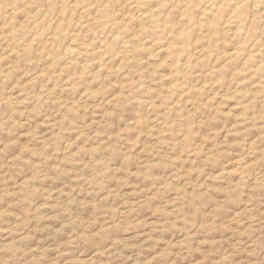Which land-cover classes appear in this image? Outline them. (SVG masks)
Segmentation results:
<instances>
[{"label":"rangeland","instance_id":"obj_1","mask_svg":"<svg viewBox=\"0 0 264 264\" xmlns=\"http://www.w3.org/2000/svg\"><path fill=\"white\" fill-rule=\"evenodd\" d=\"M123 1L0 0V264H264V4Z\"/></svg>","mask_w":264,"mask_h":264},{"label":"bare ground","instance_id":"obj_2","mask_svg":"<svg viewBox=\"0 0 264 264\" xmlns=\"http://www.w3.org/2000/svg\"><path fill=\"white\" fill-rule=\"evenodd\" d=\"M76 1V0H75ZM81 1V0H80ZM118 1V0H117ZM123 1V0H122ZM143 1V0H142ZM141 0H136V4L137 5H140V4H145L144 2H142ZM153 0H150V1H148L149 3L150 2H152ZM157 3H160V4H162V2H163V0H155ZM154 1V2H155ZM171 3H173L174 5H176V6H178L179 8L181 7H183L184 9H187V8H201V12L203 13V14H205L206 15V19L205 20H207V22L209 23H211L212 24V27H210L209 26V28H210V30H209V32H210V34H215V33H217V32H219L220 31V28L217 26V18H215V16H211V15H207V14H209V12H210V9L211 8H224V9H226V8H237L238 9V7H241L242 8V6H244V5H246L247 4V2H248V0H169ZM70 2V1H69ZM79 2V1H78ZM91 2V1H90ZM90 2H88V3H90ZM99 2H101V1H99ZM124 2V1H123ZM155 2V3H156ZM95 3V2H94ZM104 3H106V1L104 2ZM122 3V2H121ZM134 3V2H133ZM13 4V3H12ZM70 4V3H69ZM68 4V5H69ZM98 4V3H97ZM101 4H102V2H101ZM132 4V3H131ZM251 4L253 5V6H255V8H256V6H263V4H264V1L263 0H251ZM96 5V4H95ZM103 5V4H102ZM101 5V6H102ZM150 5V4H149ZM163 5V4H162ZM120 6H122V5H120ZM136 6V5H135ZM141 6V5H140ZM159 6V5H158ZM172 5H170V7H171ZM69 7H70V5H69ZM85 7H87V6H85ZM100 7V6H99ZM112 7V6H111ZM139 7V6H138ZM137 7V8H138ZM156 7V6H155ZM102 8V7H101ZM107 8V7H106ZM140 8V7H139ZM174 8V7H173ZM252 8V7H251ZM61 9H62V7H61ZM95 9H97V8H95ZM163 9V8H162ZM258 9H260V8H258ZM263 9V8H262ZM70 10V9H69ZM107 10V9H106ZM169 10V9H168ZM188 10H190V9H188ZM187 10V11H188ZM227 10V9H226ZM26 11V10H25ZM96 11V10H95ZM94 11V12H95ZM103 11V10H102ZM105 11V10H104ZM110 11H112V10H110ZM233 11V10H232ZM59 12H60V10H59ZM63 12V11H62ZM147 12V11H146ZM158 12V11H157ZM159 12H160V10H159ZM258 12H260V10H258ZM99 13V12H98ZM101 13V12H100ZM106 13V12H105ZM122 13V12H121ZM230 13H231V10H230ZM239 13V12H238ZM104 14V13H103ZM160 14V13H159ZM182 14V13H181ZM221 14V13H220ZM228 14H229V12H228ZM246 14V13H245ZM96 15V14H95ZM99 15V14H98ZM100 15H102V14H100ZM100 15H99V17H100ZM108 15V14H107ZM110 15H112V14H110ZM138 15H142V14H138ZM180 15V14H179ZM225 15V14H224ZM232 15V14H231ZM106 16V14L104 15V17ZM136 15H134V17H135ZM208 16H211L210 18L208 17ZM236 16H237V18H238V15H235L234 17L236 18ZM94 17V16H93ZM98 17V18H99ZM121 17V16H120ZM145 17V16H144ZM148 17V16H147ZM156 17V16H155ZM5 18V17H4ZM96 18V17H95ZM95 18H93V19H95ZM106 18V17H105ZM150 18V17H149ZM153 18V17H152ZM198 18V17H197ZM210 20H209V19ZM3 19V18H2ZM104 19V18H103ZM111 19H113L112 17H111ZM116 19V18H115ZM114 19V20H115ZM124 19V18H123ZM127 19V18H126ZM165 19V18H164ZM189 22H194V23H198L196 20H195V18L192 16V13L191 14H189L188 15V18H186ZM121 20V19H120ZM138 20V19H137ZM147 20V19H146ZM145 20V21H146ZM151 20H153V19H151ZM155 20V19H154ZM166 20V19H165ZM174 20V19H173ZM240 20H241V18H240ZM99 21H101L100 19L98 20V22ZM117 21V20H116ZM124 21V20H123ZM143 21V20H142ZM149 21V20H148ZM157 21H159L158 19H157ZM171 21V20H170ZM188 21H186L187 23H188ZM102 22V21H101ZM113 21H111V23H112ZM150 22V21H149ZM154 22H156V21H153V24H155ZM160 22V21H159ZM239 22V21H238ZM237 22V23H238ZM10 23V22H9ZM87 23V22H86ZM89 23V22H88ZM103 23H105V22H103ZM138 23V22H137ZM148 23V22H147ZM158 23V22H157ZM168 23V22H167ZM186 23V24H187ZM206 23V22H205ZM226 23V22H225ZM236 23V24H237ZM100 24V23H99ZM116 24V23H115ZM117 24H119V23H117ZM148 24H150V23H148ZM196 24H193V26L195 25L196 26ZM199 25L201 24V23H198ZM239 24V23H238ZM87 25H89V24H87ZM143 24H141V26H142ZM145 25V24H144ZM156 25V24H155ZM181 25H182V23H181ZM207 25V24H206ZM17 26V25H16ZM32 26V25H31ZM30 26V27H31ZM67 26V25H66ZM91 26V25H90ZM93 26V25H92ZM101 26H103V25H100V27ZM122 26H124L123 24H122ZM140 26V25H139ZM149 26V25H148ZM148 26H146V28L148 27ZM150 26H152V25H150ZM10 27H12V25H10ZM14 27V26H13ZM17 27H19V26H17ZM103 27H105V26H103ZM116 27H117V25H116ZM153 27V26H152ZM156 27V26H155ZM157 27H159V25H157ZM182 26H180V28H181ZM185 27V26H184ZM189 27H191L190 25L188 26V28ZM198 27V26H197ZM240 27V26H239ZM120 28V27H119ZM161 28V27H160ZM179 28V29H180ZM186 28V27H185ZM192 28V27H191ZM205 28V27H204ZM2 29V28H1ZM151 29H153V28H151ZM178 29V28H177ZM182 29V28H181ZM190 29V28H189ZM198 29V28H197ZM11 30V29H10ZM9 30V31H10ZM108 30V29H107ZM121 30V29H120ZM166 30V29H165ZM176 30V29H175ZM203 30V29H202ZM201 30V31H202ZM14 31V30H13ZM85 31V30H84ZM96 31V30H95ZM109 31V30H108ZM142 31H144V30H142ZM170 31V30H169ZM178 31V30H177ZM184 31H186V29L184 30ZM183 31V32H184ZM195 31V30H194ZM6 32V31H5ZM4 32V33H5ZM122 32V31H121ZM171 32V31H170ZM196 32H198V30H196ZM196 32H195V34H196ZM203 32L205 33V29L203 30ZM222 32V31H221ZM8 33V32H7ZM6 33V34H7ZM10 33H11V31H10ZM13 33V32H12ZM108 33V32H107ZM162 33V32H161ZM3 34V33H2ZM110 34V33H109ZM115 34V33H114ZM116 34H117V32H116ZM156 34V33H155ZM175 34H176V32H175ZM174 34V36H176ZM177 34H179V33H177ZM72 35V34H71ZM158 35V34H157ZM164 35V34H163ZM173 35V34H172ZM188 35V34H187ZM125 36V35H124ZM152 36V35H151ZM4 37V36H3ZM76 37V36H75ZM80 37V36H79ZM82 37V36H81ZM92 37V36H91ZM107 37V36H106ZM179 37H181V36H179ZM186 35H184L183 37H181L180 39H186ZM11 38H12V36H11ZM14 38V37H13ZM99 38V37H98ZM121 38V37H120ZM174 38V37H173ZM172 38V39H173ZM188 38H189V36H188ZM187 38V39H188ZM213 38V37H212ZM171 39V40H172ZM191 39H192V37H191ZM8 40H9V38H8ZM51 40V39H50ZM92 40V39H91ZM124 40V39H123ZM166 40V39H165ZM82 41V40H81ZM121 41V40H120ZM158 41V40H157ZM185 41H187V40H185ZM9 42V41H8ZM84 42V41H83ZM123 42H125V41H123ZM112 43V42H111ZM114 43V42H113ZM113 43H112V45H113ZM16 44V43H15ZM100 44V43H99ZM120 44V43H119ZM174 44H176V43H174ZM179 44V43H178ZM185 44V43H184ZM187 44V43H186ZM190 44V43H189ZM207 44H208V42H207ZM82 45V44H81ZM104 45V44H103ZM111 45V46H112ZM116 45H118V44H116ZM115 45V46H116ZM136 45V44H135ZM167 45V44H166ZM180 45V44H179ZM188 45V44H187ZM210 45V44H209ZM13 46V45H12ZM16 46V45H15ZM14 46V47H15ZM68 46V45H67ZM78 46H80V45H78ZM114 46V47H115ZM181 46H182V44H181ZM24 47V46H23ZM69 47V46H68ZM113 47V48H114ZM119 47V46H118ZM123 47V46H122ZM188 47H190V46H188ZM202 47V46H201ZM210 47V46H209ZM81 48V47H80ZM79 48V49H80ZM104 48H108V47H105L104 46ZM172 48V47H171ZM186 47H184V49H185ZM85 48H83V50H84ZM120 49V48H119ZM124 50H126L125 48H123ZM134 49V48H133ZM177 49V48H176ZM236 49V48H235ZM104 50V49H103ZM175 50V49H174ZM173 50V51H174ZM186 50H188V49H186ZM190 50V49H189ZM100 51V50H99ZM102 51V50H101ZM119 51V50H118ZM134 51V50H133ZM180 51H181V49H180ZM83 52V51H82ZM86 53H87V50L85 51ZM84 52V53H85ZM105 52V51H104ZM176 52V51H175ZM191 52V51H190ZM236 52V51H235ZM61 53H62V51H61ZM60 53V54H61ZM117 53H119V52H117ZM123 53V52H122ZM128 53V52H127ZM137 53V52H136ZM169 53V52H168ZM179 53V52H178ZM67 57L68 58H70V59H73V57H74V55H75V51L73 50V49H69V50H67ZM94 54V53H93ZM108 54V53H107ZM172 55L173 54H176V53H171ZM190 54V53H189ZM177 55V54H176ZM187 55V54H186ZM62 56V55H61ZM100 56V55H99ZM119 56H120V54H119ZM122 56V55H121ZM171 56V55H170ZM169 56V57H170ZM189 56V55H188ZM187 56V57H188ZM186 57V58H187ZM81 58H83V56H81ZM125 57H123V59H124ZM85 59V58H84ZM95 59V58H94ZM93 59V60H94ZM122 59V60H123ZM126 59V58H125ZM54 60V59H53ZM78 60V59H77ZM81 60V59H80ZM121 60V59H120ZM82 61V60H81ZM63 62H65V61H63ZM83 62H85V60H83ZM82 62V63H83ZM93 62V61H92ZM68 63V62H67ZM78 63V62H77ZM87 63V62H86ZM89 63V62H88ZM81 65V64H80ZM79 65V66H80ZM207 65V64H206ZM86 67H87V65H86ZM87 69V68H86ZM86 69L85 70H83V72L82 73H84V71H86ZM182 69V68H181ZM75 70V69H74ZM79 71H80V69H78ZM183 70H184V68H183ZM179 71H180V69H179ZM210 72V71H209ZM79 73V72H78ZM80 73H81V71H80ZM82 73H81V75H82ZM181 74H182V72H181ZM255 74H256V72H255ZM171 75V74H170ZM186 75V74H185ZM162 77H163V75H161ZM175 76V75H174ZM98 77V76H97ZM177 77V76H176ZM182 77V76H181ZM184 77V76H183ZM33 79V78H32ZM31 79V80H32ZM35 79V78H34ZM84 79V78H83ZM176 79V78H175ZM174 79V80H175ZM179 79V78H178ZM187 79V78H186ZM189 79V78H188ZM30 80V79H29ZM173 80V81H174ZM190 81V80H189ZM176 82V81H175ZM187 82V81H186ZM261 82V81H260ZM262 82H264V81H262ZM172 82H170V84H171ZM183 83V82H182ZM185 83V82H184ZM176 84V83H175ZM178 84V83H177ZM67 85V84H66ZM65 85V86H66ZM169 85V84H168ZM180 85H183V84H180ZM70 87H71V85H69ZM191 86V85H190ZM176 87H178L177 85H176ZM180 87V86H179ZM193 87V86H192ZM90 88V87H89ZM159 88V87H158ZM183 88V87H182ZM195 88V87H194ZM84 89H85V87H84ZM171 89H173V88H171ZM170 89V90H171ZM191 89V88H190ZM161 90V89H160ZM174 90V89H173ZM177 91V90H176ZM262 92V91H261ZM121 93V92H120ZM179 93V92H178ZM168 97V96H167ZM260 97V96H259ZM153 98V97H152ZM261 98V97H260ZM12 99V98H11ZM86 99V98H85ZM166 99V98H165ZM263 99V98H262ZM130 100V99H129ZM164 102V101H163ZM82 103V102H81ZM88 104V103H87ZM119 104V103H118ZM120 105V104H119ZM132 105V104H131ZM11 106H13V105H11ZM79 106H81V105H79ZM9 107H10V105H9ZM82 107V106H81ZM85 107V106H84ZM87 107V106H86ZM120 107V106H119ZM262 107V106H261ZM11 108V107H10ZM13 109V108H12ZM15 109V108H14ZM174 109V108H173ZM259 109V108H258ZM135 110V109H134ZM10 111H12V110H10ZM260 113V112H259ZM256 183V182H255ZM45 194V193H44ZM46 195V194H45ZM49 197V196H48ZM180 210V209H179Z\"/></svg>","mask_w":264,"mask_h":264}]
</instances>
